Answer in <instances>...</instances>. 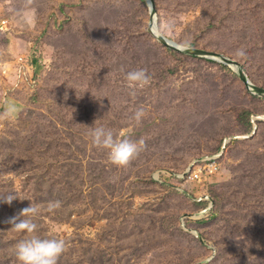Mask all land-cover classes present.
Here are the masks:
<instances>
[{
  "label": "rangeland",
  "instance_id": "1",
  "mask_svg": "<svg viewBox=\"0 0 264 264\" xmlns=\"http://www.w3.org/2000/svg\"><path fill=\"white\" fill-rule=\"evenodd\" d=\"M155 3L162 35L237 60L264 88V0ZM20 6L0 0V196L18 197L0 202V264H20L27 234L9 221L41 207L44 180L84 175L92 188L65 222L47 227L43 211L33 221L67 241L58 264H264V96L230 67L160 44L147 0H35V21ZM137 68L152 79L132 97L124 72ZM138 108L131 138L146 147L117 168L89 132L119 136Z\"/></svg>",
  "mask_w": 264,
  "mask_h": 264
},
{
  "label": "clouds",
  "instance_id": "2",
  "mask_svg": "<svg viewBox=\"0 0 264 264\" xmlns=\"http://www.w3.org/2000/svg\"><path fill=\"white\" fill-rule=\"evenodd\" d=\"M34 4L35 0H21V6L19 8L13 7L12 11L21 20L30 17L35 21L37 10ZM159 27L162 32L168 33L172 30V23L165 21L159 24ZM235 54L239 58H244L247 53L242 47L237 49ZM121 71H124L123 68H121ZM151 79L145 68L124 72L125 86L128 89L129 96L132 97H135L138 91L149 86ZM144 116L145 110L143 108L136 109L131 117V120L134 121L133 126L129 127L127 131L119 133V136L114 134L111 129L102 126L92 128L89 132L91 144L97 149L107 150L108 159L115 167L121 169L129 167L146 147L144 139L134 140L131 138L133 128L141 124ZM17 198L15 194L9 193L0 196V202L11 205L12 201ZM61 207V201H51L47 206V210L55 213ZM40 211L38 206L30 203L28 207L22 209L17 216H14L9 221L15 231L27 234V238L19 240L15 245V256L20 264H58L60 257L66 251L67 241L65 239L56 237L44 238L36 234L37 224L33 221ZM210 259L211 257L209 261Z\"/></svg>",
  "mask_w": 264,
  "mask_h": 264
},
{
  "label": "trees",
  "instance_id": "3",
  "mask_svg": "<svg viewBox=\"0 0 264 264\" xmlns=\"http://www.w3.org/2000/svg\"><path fill=\"white\" fill-rule=\"evenodd\" d=\"M83 166H79L81 169ZM89 167L88 171H93V166L91 164L86 166ZM78 168V167H77ZM87 169L85 171V174ZM44 193L40 197V209L43 211L41 214L45 215L44 224L47 227L58 225L62 222H65V217L68 214V211H72L73 207L76 204L77 200L83 201L85 198V189L92 188V185H89V181L87 178L78 179L76 181H72L70 183H66L65 185H61L58 180H54L53 178H48L44 180ZM89 185V186H88ZM61 188H63L65 194L61 195L60 192ZM59 200L62 202V207L60 210L56 211L55 213L48 212L47 206L49 202ZM83 204V203H82ZM84 205V204H83ZM8 237L2 239L0 237V248L4 247V240L9 239V233L7 234ZM4 255V249H0V257Z\"/></svg>",
  "mask_w": 264,
  "mask_h": 264
},
{
  "label": "water",
  "instance_id": "4",
  "mask_svg": "<svg viewBox=\"0 0 264 264\" xmlns=\"http://www.w3.org/2000/svg\"><path fill=\"white\" fill-rule=\"evenodd\" d=\"M147 2L150 8V19H149L148 31L160 44H163L166 48L176 51L180 54L204 57L207 59L218 61L230 67L239 76L240 80L244 83V85L249 91H251L253 94L264 96V88L255 85L249 79L242 64L238 62L237 60L232 59L231 57H228L222 53H218L215 51L185 47L167 38L165 35H162L158 31L155 0H147Z\"/></svg>",
  "mask_w": 264,
  "mask_h": 264
},
{
  "label": "built area",
  "instance_id": "5",
  "mask_svg": "<svg viewBox=\"0 0 264 264\" xmlns=\"http://www.w3.org/2000/svg\"><path fill=\"white\" fill-rule=\"evenodd\" d=\"M6 22V20L4 21V23ZM209 171L210 173H215L217 171V164L213 163L209 166ZM185 175L188 174V176L190 177V180H194L196 178H199V174L193 170H191L190 168L184 173Z\"/></svg>",
  "mask_w": 264,
  "mask_h": 264
},
{
  "label": "bare ground",
  "instance_id": "6",
  "mask_svg": "<svg viewBox=\"0 0 264 264\" xmlns=\"http://www.w3.org/2000/svg\"><path fill=\"white\" fill-rule=\"evenodd\" d=\"M186 47V46H185ZM188 48H190V47H188Z\"/></svg>",
  "mask_w": 264,
  "mask_h": 264
}]
</instances>
